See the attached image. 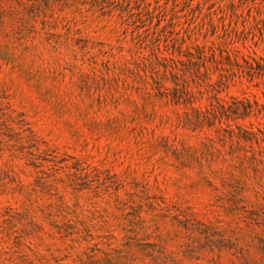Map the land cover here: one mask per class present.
<instances>
[{
    "label": "rangeland",
    "instance_id": "rangeland-1",
    "mask_svg": "<svg viewBox=\"0 0 264 264\" xmlns=\"http://www.w3.org/2000/svg\"><path fill=\"white\" fill-rule=\"evenodd\" d=\"M231 44L264 0H0V264H264V73H182Z\"/></svg>",
    "mask_w": 264,
    "mask_h": 264
},
{
    "label": "trees",
    "instance_id": "trees-1",
    "mask_svg": "<svg viewBox=\"0 0 264 264\" xmlns=\"http://www.w3.org/2000/svg\"><path fill=\"white\" fill-rule=\"evenodd\" d=\"M188 61H189V67H187L186 70L182 72L183 75H186L187 73H191V72L199 73L202 68L206 70L209 69V65L207 64V62H209L210 65L212 66L215 65L216 71H224L228 66L232 70L236 69L244 74L249 72H257L258 74L264 73V57H260V56L253 57L251 55L249 56L243 55L239 51V49L235 46V44H231V48L226 47L225 50H221L219 53V58L215 51L208 52L205 47H198L197 55H194L192 52L188 53ZM165 73L166 74L170 73L172 75V82L174 84V88L171 99L175 102H180V91L183 90L189 93L190 91L188 87L183 85L182 88H180L179 73L177 69L170 71L169 69L166 68ZM206 77L208 78V80L211 79L209 78L208 75ZM163 79H165V82H167L168 81L167 75H165ZM162 87L165 88V90H168L166 84H162ZM226 104L227 103H225L224 105ZM247 105L250 104L247 103ZM222 109L224 113H227L228 110L233 113L240 111L239 107L232 108L230 106L227 107L222 106Z\"/></svg>",
    "mask_w": 264,
    "mask_h": 264
}]
</instances>
